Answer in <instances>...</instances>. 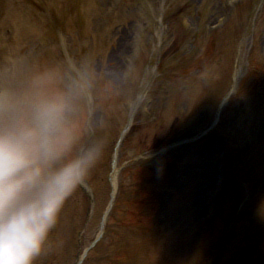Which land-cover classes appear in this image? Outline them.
<instances>
[{
  "label": "rangeland",
  "instance_id": "1",
  "mask_svg": "<svg viewBox=\"0 0 264 264\" xmlns=\"http://www.w3.org/2000/svg\"><path fill=\"white\" fill-rule=\"evenodd\" d=\"M91 5L93 12L88 18L78 9L79 28H72L71 33L53 29L50 37L46 34L42 39L37 35L41 25L31 27L26 22L12 34L6 23L1 30L0 88H16L37 73H48L59 79L61 86L81 89L86 119L104 146L85 184L66 203L55 227L60 231L51 232L38 264H75L98 235L113 163L114 142L104 135L108 131L112 136L111 127L122 131L130 119L120 166L131 165L132 170L119 172L118 179L122 189L131 191L135 203L127 206V215L116 218L114 228L106 229L105 241L91 249L82 264H123L126 260L119 255L123 251L136 254L127 264H264V197L259 201L244 165L242 172L236 168L235 175L233 152L221 146L219 138L212 134L194 139L206 128L207 124L203 125L208 122L212 101L207 92L217 87L218 68L231 72L236 65L244 78L254 56L264 61V0H258L252 16L246 18L237 17L239 11H233L231 0H92ZM220 18H226V26L210 37V27ZM165 21L170 29L163 34L161 24ZM240 22L243 39L233 52L227 33ZM208 42L203 51L201 46ZM36 43L45 50L41 56L30 52ZM133 43L142 47V54L131 67ZM183 57L186 63H182ZM149 60L163 65L155 63L152 70ZM110 70L115 74L110 75ZM77 71L79 75L70 76ZM148 96L154 97V103L145 115L141 105ZM259 146L247 162L253 165L257 160V165L263 166L264 155L259 154L264 152V143ZM238 156L242 157L241 153ZM146 166L149 172L144 170ZM227 166L232 172L225 178ZM254 177L255 185L263 178L260 174ZM238 180L247 185L245 194L253 203H245L232 222L230 216L222 221L216 216L221 191L230 189L228 181ZM143 182L157 193L152 199L158 208L153 219L139 203L145 194H135L137 188L146 187ZM90 187L101 208L92 212ZM246 213L254 215L244 217ZM151 228L153 238L136 244L137 232L146 234ZM212 235L226 239L223 261L217 263L208 246ZM220 250L218 246L216 252Z\"/></svg>",
  "mask_w": 264,
  "mask_h": 264
},
{
  "label": "clouds",
  "instance_id": "2",
  "mask_svg": "<svg viewBox=\"0 0 264 264\" xmlns=\"http://www.w3.org/2000/svg\"><path fill=\"white\" fill-rule=\"evenodd\" d=\"M84 101L48 73L0 88V264H38L99 160L104 146Z\"/></svg>",
  "mask_w": 264,
  "mask_h": 264
},
{
  "label": "bare ground",
  "instance_id": "3",
  "mask_svg": "<svg viewBox=\"0 0 264 264\" xmlns=\"http://www.w3.org/2000/svg\"><path fill=\"white\" fill-rule=\"evenodd\" d=\"M251 112H252V115H253V116H256L255 113H254V109H253V108H251ZM262 119H263V118H262ZM259 125H261V119H259Z\"/></svg>",
  "mask_w": 264,
  "mask_h": 264
}]
</instances>
